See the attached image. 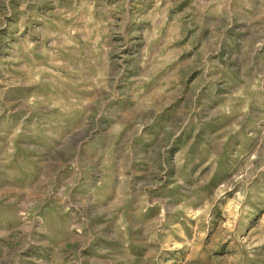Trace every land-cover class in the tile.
<instances>
[{
    "label": "rangeland",
    "instance_id": "1",
    "mask_svg": "<svg viewBox=\"0 0 264 264\" xmlns=\"http://www.w3.org/2000/svg\"><path fill=\"white\" fill-rule=\"evenodd\" d=\"M0 185V264H264V0H0Z\"/></svg>",
    "mask_w": 264,
    "mask_h": 264
},
{
    "label": "crops",
    "instance_id": "2",
    "mask_svg": "<svg viewBox=\"0 0 264 264\" xmlns=\"http://www.w3.org/2000/svg\"><path fill=\"white\" fill-rule=\"evenodd\" d=\"M33 187H19L13 185H0V254L1 250H6L8 245V240L10 235L19 231L22 226V215L28 213L31 209H36L35 200L37 199L36 194L32 193ZM27 190V194L29 195L24 197V203L22 199L19 198V193ZM4 197L6 199H4ZM30 205H33L30 207ZM35 209L33 211H35ZM28 215V214H27ZM63 212H57L54 218V222L46 225L48 229L44 230V233L50 234L52 230L57 232L61 231V234H64V220H63ZM60 227V229H58ZM45 236V235H44ZM49 243V241H47ZM60 243H64V239L59 241ZM48 247L53 248V245L49 243ZM38 250V249H37ZM44 246L42 249H39L40 254L44 251ZM47 250H45L46 252ZM36 252V251H35ZM34 254V257H37Z\"/></svg>",
    "mask_w": 264,
    "mask_h": 264
}]
</instances>
